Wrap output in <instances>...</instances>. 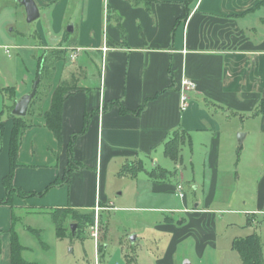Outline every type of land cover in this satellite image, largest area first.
Masks as SVG:
<instances>
[{
    "label": "crops",
    "instance_id": "0c3cea01",
    "mask_svg": "<svg viewBox=\"0 0 264 264\" xmlns=\"http://www.w3.org/2000/svg\"><path fill=\"white\" fill-rule=\"evenodd\" d=\"M33 1L44 49L38 53L41 81L23 118L12 179L27 196L16 194L11 204L2 202L15 120L6 112L7 100L0 111V264H11L17 211L30 218L58 207L83 213L99 208V219L102 212L127 209L115 206L123 197L115 183L128 180L142 204L133 209L176 216L155 224L171 234L155 264H174L175 250L191 236L199 250L216 246L217 215L223 211L213 206L222 195L231 196L249 159L260 171L258 206L248 213L264 212V114H257L264 101V0ZM30 67L13 87L18 99L29 93L37 65ZM184 77L197 85L185 112ZM62 83L68 91L60 146L46 114ZM174 137L177 160L166 153ZM71 163L74 170L63 183ZM188 167L192 190L201 193L194 203L178 195Z\"/></svg>",
    "mask_w": 264,
    "mask_h": 264
},
{
    "label": "rangeland",
    "instance_id": "374dc122",
    "mask_svg": "<svg viewBox=\"0 0 264 264\" xmlns=\"http://www.w3.org/2000/svg\"><path fill=\"white\" fill-rule=\"evenodd\" d=\"M25 13L20 0H0V111L7 100L6 112L11 118V111L16 101L22 98H17L13 87L16 88L26 79L27 71L32 72L31 65H37V70L32 73L33 80L28 91L30 94L43 62V55L38 58V53L39 51L44 53V49L40 50L42 46L35 31L39 19L28 23ZM29 58L33 64L30 63ZM9 88H11L10 91ZM37 94L34 98L35 102ZM34 100L32 105L35 104ZM249 143L247 142L244 146L245 159ZM242 147L243 143L240 144L239 151ZM247 163L248 170L245 171L242 168L240 179L232 183L233 189L228 194L231 196L222 195V198L216 200L213 206L223 211L217 215L216 246L207 243L206 247L199 250L196 238L191 236L175 250L174 264H186V262L188 264H242L240 256L233 249V243L237 239L251 235L259 236L264 252V212L248 213L258 206L259 197L255 184L259 179L260 170L252 160L249 159ZM190 172L191 169L188 167L182 183V193L188 201L194 203L197 199H201V193L194 194ZM115 185L121 188V192L123 191V197L115 201V206L127 209L102 212L99 219H96L98 230L95 227L82 230L79 239L57 238L50 214L52 211L46 215L35 213L30 218H26L24 212L17 211L15 233L20 237V244L29 248L25 254L27 262L31 264H95L97 255L100 264H155L158 258L165 255L171 236L170 233H162L155 229V224L167 221L168 216L170 218L176 216L133 209L135 206L142 205L137 203L134 196V184L128 180ZM190 206L192 207V204ZM73 224L74 222L68 220L66 225L68 234L72 233L71 225ZM95 232H97V239L93 236ZM131 236L137 237L136 243L130 241Z\"/></svg>",
    "mask_w": 264,
    "mask_h": 264
},
{
    "label": "trees",
    "instance_id": "16d2710c",
    "mask_svg": "<svg viewBox=\"0 0 264 264\" xmlns=\"http://www.w3.org/2000/svg\"><path fill=\"white\" fill-rule=\"evenodd\" d=\"M139 1L141 0H133V2H139ZM67 91H68V86L66 85V83H62L55 93V97L53 99V103L50 111L46 114L47 126L53 132L55 138L59 141L60 146L62 140V132L60 126L61 104L63 102L64 95L66 94ZM257 114H264V101L261 102V104L259 105ZM12 118L15 120V125L11 140V152H10L11 172L9 176H7L4 179V186L7 191V198L4 202H2V204H11L12 197L16 194L22 197L27 196L23 194L21 191L15 189L12 185L13 172L17 167L16 153L20 144V139L26 129V126L23 124V118H18L14 116H12ZM73 144H74V139L71 142V147L73 146ZM179 152H180L179 142L174 137L172 141L167 143L166 153L173 160H177L179 158ZM73 170H74V166L71 163V166L67 170V173L62 181L63 183L69 182ZM50 214L52 217L53 224L56 228V236L60 240H64L66 238H69L71 240L79 239L81 238L82 230L93 228L96 224V214L94 211L83 213L77 209L67 206V207L55 208L52 210ZM68 220H71L72 222H74V224L77 225V230L74 234L67 233L66 225ZM167 222L171 223L172 221L167 220ZM10 243H11V264H30L27 261H25L22 257L23 252L26 250V248L20 244L19 237L17 236L14 230L11 231ZM233 249L240 256L242 264H264V252H263L262 242L259 236L257 235H251L246 238L235 240L233 243ZM1 253H2V241L0 239V256Z\"/></svg>",
    "mask_w": 264,
    "mask_h": 264
},
{
    "label": "water",
    "instance_id": "95a60500",
    "mask_svg": "<svg viewBox=\"0 0 264 264\" xmlns=\"http://www.w3.org/2000/svg\"><path fill=\"white\" fill-rule=\"evenodd\" d=\"M20 3L21 5L25 7V12H26L28 23H33L39 19L40 17L39 8L33 0H20ZM68 31L73 32V28L70 27ZM40 81H41V75L39 74L38 78L34 82L32 92L28 95L23 96L18 101H16L15 107L13 108L11 112L12 116L18 117V118H25L27 116L30 104L32 100L34 99V97L36 96ZM244 136H245L244 134L239 135L238 141L240 144L243 143ZM76 229H77L76 224L71 225V232L73 234L76 232ZM135 240H136V236L130 237V241L132 243H134Z\"/></svg>",
    "mask_w": 264,
    "mask_h": 264
},
{
    "label": "built area",
    "instance_id": "2783aa9c",
    "mask_svg": "<svg viewBox=\"0 0 264 264\" xmlns=\"http://www.w3.org/2000/svg\"><path fill=\"white\" fill-rule=\"evenodd\" d=\"M107 48H104V51L106 52ZM78 56L77 53H74L73 55H71V58L74 60L76 59ZM197 89V85L190 79L184 77L182 79L181 82V91H180V103H181V111L185 112L188 108H189V103H190V95L191 93H193L195 90ZM183 188L182 186H178V192H179V196L182 198L184 197V194L182 193ZM99 208H96V219L98 218V212H99ZM97 229V222L94 226ZM93 227V228H94ZM98 230V229H97ZM97 232H95V234H93L94 238L97 239ZM95 264H100V262L98 261V256L96 255V260H95Z\"/></svg>",
    "mask_w": 264,
    "mask_h": 264
}]
</instances>
